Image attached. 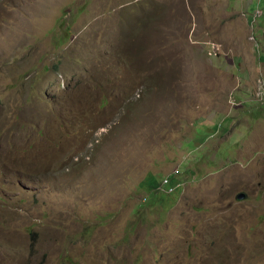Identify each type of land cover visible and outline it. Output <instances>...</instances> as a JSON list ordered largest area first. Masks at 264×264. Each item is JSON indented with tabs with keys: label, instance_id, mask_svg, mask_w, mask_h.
I'll return each mask as SVG.
<instances>
[{
	"label": "rangeland",
	"instance_id": "1",
	"mask_svg": "<svg viewBox=\"0 0 264 264\" xmlns=\"http://www.w3.org/2000/svg\"><path fill=\"white\" fill-rule=\"evenodd\" d=\"M0 175V264H264V0H0Z\"/></svg>",
	"mask_w": 264,
	"mask_h": 264
},
{
	"label": "crops",
	"instance_id": "2",
	"mask_svg": "<svg viewBox=\"0 0 264 264\" xmlns=\"http://www.w3.org/2000/svg\"><path fill=\"white\" fill-rule=\"evenodd\" d=\"M60 64H55L56 68H59ZM48 69H50V66L48 67ZM66 80V75H64V73H59L58 75H56L49 83V87L47 88V95H49L50 97L55 96L56 94H58L61 90L65 89L61 86V82ZM1 177V175H0Z\"/></svg>",
	"mask_w": 264,
	"mask_h": 264
},
{
	"label": "trees",
	"instance_id": "3",
	"mask_svg": "<svg viewBox=\"0 0 264 264\" xmlns=\"http://www.w3.org/2000/svg\"><path fill=\"white\" fill-rule=\"evenodd\" d=\"M181 172L180 171H178V172H175V173H173V176H167L168 177V179H169V186H172L173 188H174V191H172V192H170L169 194H167V195H171V194H173L174 192H176L179 188H181V186H182V181L181 182H178V180L180 179V176H181V174H180ZM175 176H177L176 178H175ZM166 178V177H165ZM163 179V178H162ZM163 181V180H162ZM157 185V184H156ZM155 185V186H156ZM166 192V191H165Z\"/></svg>",
	"mask_w": 264,
	"mask_h": 264
},
{
	"label": "built area",
	"instance_id": "4",
	"mask_svg": "<svg viewBox=\"0 0 264 264\" xmlns=\"http://www.w3.org/2000/svg\"><path fill=\"white\" fill-rule=\"evenodd\" d=\"M161 185L163 186V190L170 193L174 191V188L172 186H169V179L168 177L164 178Z\"/></svg>",
	"mask_w": 264,
	"mask_h": 264
},
{
	"label": "water",
	"instance_id": "5",
	"mask_svg": "<svg viewBox=\"0 0 264 264\" xmlns=\"http://www.w3.org/2000/svg\"><path fill=\"white\" fill-rule=\"evenodd\" d=\"M242 197H244V194H239V198H242Z\"/></svg>",
	"mask_w": 264,
	"mask_h": 264
}]
</instances>
